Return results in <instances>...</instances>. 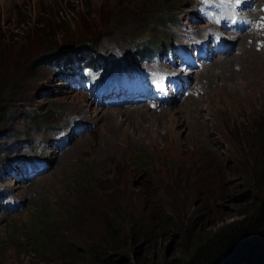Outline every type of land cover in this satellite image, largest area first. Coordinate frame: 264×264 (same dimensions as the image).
Segmentation results:
<instances>
[{"label": "rangeland", "instance_id": "obj_1", "mask_svg": "<svg viewBox=\"0 0 264 264\" xmlns=\"http://www.w3.org/2000/svg\"><path fill=\"white\" fill-rule=\"evenodd\" d=\"M199 1L0 0V47L12 58L20 48L23 56L28 53L26 60L21 59L25 65L21 86L12 92L9 82L0 84V102L12 95L22 99L11 102L13 118L5 126L0 124V157L6 155L12 162L10 168L0 164V264H54L66 254L49 250L42 256L29 240L28 233L41 215L48 223L42 232L56 230L60 244L80 250L89 241H100L103 222L117 221L119 209L133 213L139 207L138 213L145 214L154 206L174 224L195 223L201 232L251 218L242 208L255 194L248 182L263 160L255 147L264 144V125L255 127L252 141L249 126L264 119V0H249L253 10L248 26L256 29L258 19L262 21L256 33L245 36L218 30L232 36L226 40L233 52L218 54L209 64L216 44L202 48L206 60L199 61L198 74H189L193 86L189 96L178 100L186 75L164 77L151 86L156 83L150 70L153 63L164 64L153 66L163 72L169 66L178 69L180 62L186 74L191 71L187 66L194 67L189 58L182 59L187 55L184 51L179 57L171 50L176 43H187L190 36L201 41L209 37L210 42L216 26L210 23L206 25L210 31H201L206 23L197 12ZM221 3L210 0L204 5L211 13L227 15ZM256 9L260 12L253 15ZM71 12L74 17L60 22L49 19L50 13ZM42 21L53 24L46 29V35L53 33L51 45L37 44L44 38L36 26ZM143 42L164 44L154 50L157 54L171 45L172 54L168 59L138 57L137 44ZM81 44L116 65L126 66L134 57L139 85L129 87L125 71H110L92 75L97 87L91 92L85 81L70 90L50 61L38 59L50 46L67 52ZM13 65L10 61L8 69L0 71L8 75L5 81ZM71 82L76 84L75 79ZM109 84L121 86L123 94L117 88L106 90ZM76 89L80 92H73ZM152 90H159L160 97ZM144 103L148 108L135 107ZM30 115L43 125L27 122ZM169 145L183 154L166 155ZM137 159H146V168ZM25 160L35 168H28L20 180L19 162ZM262 192L256 190L257 195ZM129 219L124 218L123 224ZM123 224L118 221V226ZM153 240L149 248L141 247L140 259L158 264L177 256L178 237L161 234L159 229ZM260 247L243 264H264V242Z\"/></svg>", "mask_w": 264, "mask_h": 264}, {"label": "trees", "instance_id": "obj_2", "mask_svg": "<svg viewBox=\"0 0 264 264\" xmlns=\"http://www.w3.org/2000/svg\"><path fill=\"white\" fill-rule=\"evenodd\" d=\"M75 14V12H71L68 15L64 13L65 16H54L55 14L50 13L49 19L51 22L54 20H59L60 22L62 18L74 17ZM50 21H46L48 23L47 26L44 21L36 24L38 26V34L44 37H41L42 39L37 43L38 45H51L49 39L54 41V37H52L53 33L46 35V29L50 30L53 25ZM164 46V44H153L150 42H143L139 47L137 44V48L140 49L139 51L137 50L138 57H142L146 52L151 53L153 50L164 48ZM13 54L12 58V55H9L3 47H0V71L8 69L10 61H14L13 71L16 69L18 63H20L18 73L16 71L9 73L10 79L8 81H5L8 75L0 74V84L9 82L12 92L21 86L23 80L22 73L24 74L25 69V65L21 63V59L26 60L28 53L23 56V48H20V50L14 51ZM39 58H43L47 63L50 61L56 67L58 79L63 78L67 73H72L79 77L87 76L89 71L97 68H107L110 65L107 58L97 55L96 52L89 48L87 49L85 44H81L77 48H72L67 52H60L50 46L44 50V53ZM128 64L130 65L132 62L128 61ZM128 64H126V67ZM13 100L21 101L22 99H19L17 95H12L9 100L0 102V124L2 123V126L7 125L13 118V112L10 109V104ZM27 122L41 123L42 120H36V118L30 115L27 117ZM259 123L264 125V119H261L258 123H251L249 126L251 141L256 134L253 131H255V127H258ZM41 125L43 124L41 123L39 126ZM253 127L254 129H251ZM170 145L165 149L166 155L169 154L168 156L173 157L183 154L181 150ZM259 147L260 144H257L255 151L263 154V160L260 162L261 168L254 170L252 176L254 179L248 182L249 186L255 187V194L248 199V204L242 208L243 211L247 210L250 212L251 218L249 220L246 218L242 223L236 222L229 224L228 227L225 225V228L219 227L213 232H201L196 230L195 223L188 224L186 227L181 224H174L170 217L166 216L157 207L154 208L153 206V209L150 212H145V214H143L144 212L139 214L138 207L133 213L127 209H119L118 215L115 216L118 219L117 221L106 219L103 222L100 241L97 243L89 241L87 246L85 245L84 250L60 244L59 240L55 237L57 234L56 230L50 234L42 232L46 230V225L48 224L47 219L43 215L39 216V220H35L33 230L28 233L29 240L42 256L49 250L58 252L59 254L66 252L64 256L58 257L54 264H153L150 260L140 259L139 256L142 246L149 248L150 245H153V234L160 229L161 234H167V236L172 238L178 237L181 244L175 258L163 260L158 264L248 263L253 257L254 250L261 248L260 246L264 242V144H262L260 149ZM137 160L141 167L146 168V159ZM2 162H5L4 167L10 168L12 166V162L8 159L6 160V155L0 157V164ZM172 162L174 160L170 163L172 164ZM19 165L21 169L24 166L21 162ZM253 181L255 182L254 186ZM256 190L260 192L263 190L262 195L261 193H259L261 196L257 195ZM141 214L143 215L141 216ZM117 216L119 217L117 218ZM128 216H130V219L123 224L122 220ZM118 221L123 224L121 227L120 225L118 226ZM235 224L239 226H233ZM232 226V230H227ZM226 231L227 233H225ZM51 264H53V261Z\"/></svg>", "mask_w": 264, "mask_h": 264}, {"label": "clouds", "instance_id": "obj_3", "mask_svg": "<svg viewBox=\"0 0 264 264\" xmlns=\"http://www.w3.org/2000/svg\"><path fill=\"white\" fill-rule=\"evenodd\" d=\"M109 61V60H108ZM109 63L111 64L112 63V61H109ZM211 63H213V61L211 62ZM111 66V68H112V71L111 72H116V71H118L119 69H123V67H126V66H123V65H121V64H119V65H116L115 63H113L112 65H110ZM109 66V67H110ZM208 66H209V64H208ZM207 66V67H208ZM174 70H178V69H174ZM179 71V70H178ZM195 71H197L198 73L201 71V69H196ZM197 73V74H198ZM93 74V72L92 71H89L88 73H87V76H83V77H81L82 79H83V81H89L90 83H92L93 85H94V82H92V80H91V75ZM190 74V73H189ZM188 74V75H189ZM187 75V76H188ZM68 76L67 75H65L63 78H61V79H59L60 80V82H63V83H67L66 82V80H65V78H67ZM72 81V80H71ZM70 81V83L68 82V85H66L67 87H69L70 88V90H72V87H74L75 85H77V82H76V84H72L73 82H71ZM192 82V81H191ZM193 87V86H192ZM88 91V90H87ZM73 92H80V90L78 91V89H76L75 91H73ZM190 94H187V95H185V96H189ZM185 96H183V98L185 97ZM140 105H146V107L148 108V105H147V103H144V104H140ZM140 105H137V106H135L136 108L138 107V106H140ZM21 163H23L24 164V166H23V168L21 169L20 168V165H19V167H18V170H19V172H18V174H17V177L20 179V180H23V177L25 176V175H27V169L28 168H33V165H31L30 163H28V161H20ZM19 162V163H20ZM35 168V167H34ZM33 168V169H34ZM1 197V196H0Z\"/></svg>", "mask_w": 264, "mask_h": 264}, {"label": "bare ground", "instance_id": "obj_4", "mask_svg": "<svg viewBox=\"0 0 264 264\" xmlns=\"http://www.w3.org/2000/svg\"><path fill=\"white\" fill-rule=\"evenodd\" d=\"M220 10V9H219ZM213 26V25H212ZM211 26V27H212ZM238 33H241V32H238ZM219 42L220 43H226V45H230V47L232 46V43H230L229 42V40H226V39H219ZM235 45V44H234ZM200 47H201V44L200 43H198V44H194L193 45V47L192 48H187V52H188V54H189V56H191L192 57V54L193 53H196V52H198V50L200 49ZM229 47V48H230ZM180 48L182 49V50H185V48L183 47V46H180ZM221 53L222 54H227L228 53V50H226L225 48H223L222 49V51H221ZM212 58H214V55H212V57L210 58V59H212ZM201 60H204L205 58H200ZM161 65V64H160ZM163 66V65H162ZM167 70L165 71V72H163V71H159V70H157L155 67H152V70L153 71H155V72H157L158 73V81L160 80V78L161 77H164V76H166V75H168V74H170V75H173V72H176L177 70H172V68H166ZM182 74V73H181ZM190 74H197V71H195V72H192V73H190ZM187 77H189V75L187 76ZM188 80L189 81H191L189 78H188ZM191 87V86H190ZM186 93H189L190 91H189V87L188 88H186ZM140 106H144V105H140Z\"/></svg>", "mask_w": 264, "mask_h": 264}]
</instances>
